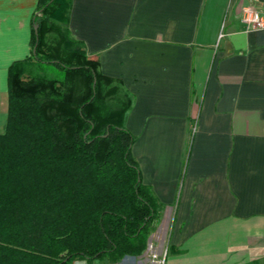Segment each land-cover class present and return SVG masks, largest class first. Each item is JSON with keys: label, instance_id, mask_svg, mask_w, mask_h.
Returning a JSON list of instances; mask_svg holds the SVG:
<instances>
[{"label": "crops", "instance_id": "0c3cea01", "mask_svg": "<svg viewBox=\"0 0 264 264\" xmlns=\"http://www.w3.org/2000/svg\"><path fill=\"white\" fill-rule=\"evenodd\" d=\"M39 0H0V134ZM264 0H72V37L135 96L132 156L161 208L138 257L73 264H264ZM152 244V249L149 245Z\"/></svg>", "mask_w": 264, "mask_h": 264}, {"label": "trees", "instance_id": "16d2710c", "mask_svg": "<svg viewBox=\"0 0 264 264\" xmlns=\"http://www.w3.org/2000/svg\"><path fill=\"white\" fill-rule=\"evenodd\" d=\"M72 0H39L32 55L8 74L0 134V264L144 254L161 208L132 156L122 81L72 37ZM53 65L61 79L42 74Z\"/></svg>", "mask_w": 264, "mask_h": 264}, {"label": "built area", "instance_id": "2783aa9c", "mask_svg": "<svg viewBox=\"0 0 264 264\" xmlns=\"http://www.w3.org/2000/svg\"><path fill=\"white\" fill-rule=\"evenodd\" d=\"M241 21L247 33L264 31V11H260L251 5L242 8ZM152 247L150 244L149 249L151 250ZM166 257L167 251L160 258L153 254V259L156 260L157 264H165Z\"/></svg>", "mask_w": 264, "mask_h": 264}, {"label": "rangeland", "instance_id": "374dc122", "mask_svg": "<svg viewBox=\"0 0 264 264\" xmlns=\"http://www.w3.org/2000/svg\"><path fill=\"white\" fill-rule=\"evenodd\" d=\"M41 71L42 74L49 78L61 79L63 76V74L57 68L53 67V65L44 66Z\"/></svg>", "mask_w": 264, "mask_h": 264}, {"label": "water", "instance_id": "95a60500", "mask_svg": "<svg viewBox=\"0 0 264 264\" xmlns=\"http://www.w3.org/2000/svg\"><path fill=\"white\" fill-rule=\"evenodd\" d=\"M34 30L37 32V30H38V25H36V26L34 27Z\"/></svg>", "mask_w": 264, "mask_h": 264}]
</instances>
